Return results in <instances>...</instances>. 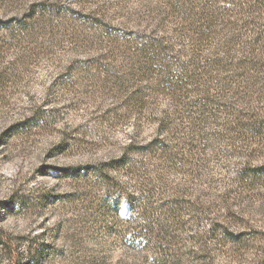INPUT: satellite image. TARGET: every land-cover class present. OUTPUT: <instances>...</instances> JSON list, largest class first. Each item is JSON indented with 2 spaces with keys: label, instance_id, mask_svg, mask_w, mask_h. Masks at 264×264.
I'll list each match as a JSON object with an SVG mask.
<instances>
[{
  "label": "rangeland",
  "instance_id": "1",
  "mask_svg": "<svg viewBox=\"0 0 264 264\" xmlns=\"http://www.w3.org/2000/svg\"><path fill=\"white\" fill-rule=\"evenodd\" d=\"M33 1L0 0V20L14 18L9 29L0 30V229L23 251L18 264L27 262L29 249L32 254L41 251L40 259L30 264H153L151 251L132 249L93 222L114 214L98 201L107 191L93 186V178L83 182L60 176L66 167L107 160L131 139L141 143L152 135L151 126L136 132L133 121L123 119L121 90H113L123 61L108 59L109 44L100 37L104 28L80 16L103 12L114 28H130L131 20H137L130 17L136 3L47 0L59 10L26 17ZM41 111L45 116L38 122L13 131ZM255 148L249 160L262 163L264 146ZM234 150H227L233 155L226 163H211L204 186L188 182L189 188H200V195L179 196L180 218L189 220L191 231L178 234L176 247L183 249L176 264H264V174L239 180L236 169L246 156ZM135 160L140 165V156ZM151 163L140 172L154 173ZM172 199H140V209L133 213L140 217L145 204L152 208L146 206L149 216L162 217L161 208H154ZM129 207L123 201L118 214H130ZM207 216L234 233L247 234L241 243L211 246ZM2 255L0 264H8Z\"/></svg>",
  "mask_w": 264,
  "mask_h": 264
},
{
  "label": "trees",
  "instance_id": "2",
  "mask_svg": "<svg viewBox=\"0 0 264 264\" xmlns=\"http://www.w3.org/2000/svg\"><path fill=\"white\" fill-rule=\"evenodd\" d=\"M46 1H33L23 15L59 10ZM134 2L135 14L130 17L137 20H131L130 28H114L103 12L80 16L104 28L100 37L109 44L108 59L123 61L116 68L113 86L122 93L123 119L133 121L136 132L145 124L151 126L152 135L141 143L131 139L120 154L107 160L66 167L60 176L83 182L93 178V186L97 183L107 191L99 203L114 213L93 222L124 245L151 251L153 264H176L177 252L183 249L176 247L178 234L191 231L189 220L180 218L179 196L201 193L198 186L189 188L188 182L198 180L204 186L211 163H226L233 155L228 149L245 153V161L236 169L239 180L253 181L264 174V161L249 160L255 147L264 146V0ZM13 20H0V30L9 29ZM44 116L43 111L36 112L14 125L13 131L25 130ZM150 160L155 162L151 163L154 173L140 172ZM162 197H175L154 208H161L162 217L149 216L146 206H151L145 204L141 216L134 215L140 199ZM123 201L131 208L126 216L118 214ZM207 220L211 246L219 241L241 243L247 234L228 230L216 217L207 216ZM22 252L0 229L4 260L18 264ZM27 255L30 264L40 259L41 251L32 254L29 249Z\"/></svg>",
  "mask_w": 264,
  "mask_h": 264
}]
</instances>
